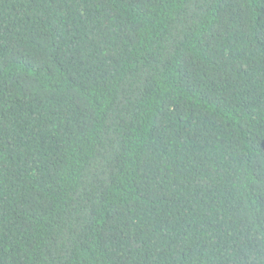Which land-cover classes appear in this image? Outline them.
<instances>
[{
  "label": "trees",
  "instance_id": "1",
  "mask_svg": "<svg viewBox=\"0 0 264 264\" xmlns=\"http://www.w3.org/2000/svg\"><path fill=\"white\" fill-rule=\"evenodd\" d=\"M0 264H264V0H0Z\"/></svg>",
  "mask_w": 264,
  "mask_h": 264
}]
</instances>
